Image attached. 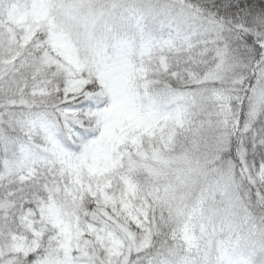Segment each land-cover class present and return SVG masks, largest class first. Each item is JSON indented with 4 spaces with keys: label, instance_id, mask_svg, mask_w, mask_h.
Segmentation results:
<instances>
[{
    "label": "snow or ice",
    "instance_id": "6c2138e0",
    "mask_svg": "<svg viewBox=\"0 0 264 264\" xmlns=\"http://www.w3.org/2000/svg\"><path fill=\"white\" fill-rule=\"evenodd\" d=\"M0 264H264V0H0Z\"/></svg>",
    "mask_w": 264,
    "mask_h": 264
}]
</instances>
